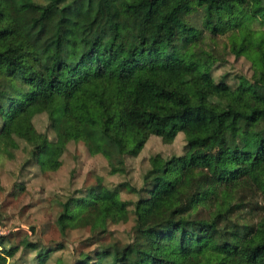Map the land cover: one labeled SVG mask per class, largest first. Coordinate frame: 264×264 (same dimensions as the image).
I'll list each match as a JSON object with an SVG mask.
<instances>
[{"label": "trees", "instance_id": "1", "mask_svg": "<svg viewBox=\"0 0 264 264\" xmlns=\"http://www.w3.org/2000/svg\"><path fill=\"white\" fill-rule=\"evenodd\" d=\"M118 1L0 0V151L13 156L27 134L26 162L42 168L58 134L74 128V141L124 171L151 135L170 143L182 133V154L150 158L147 195L134 203L125 241L106 240L98 190L61 203L63 233L90 230L92 248L69 264H264V83L226 70L225 60L204 67L193 52L209 54L208 40L227 30L221 12L233 5L240 9L229 23L258 31L264 0H172L161 23L160 0H127L136 30L124 33L110 9ZM55 98L51 140L29 110ZM141 216L157 220L143 225ZM24 246L35 251L29 264H47L66 245ZM13 251L0 234V264H17L8 261Z\"/></svg>", "mask_w": 264, "mask_h": 264}, {"label": "rangeland", "instance_id": "2", "mask_svg": "<svg viewBox=\"0 0 264 264\" xmlns=\"http://www.w3.org/2000/svg\"><path fill=\"white\" fill-rule=\"evenodd\" d=\"M171 1L160 0L159 10L162 13L156 23L162 22ZM126 2L119 0L110 4L111 13L120 32L131 29L135 32L136 25L132 21L134 11L125 10ZM237 9L240 8L233 5L230 11L221 12V29L225 27L227 30L208 40L209 54L193 49L195 59L204 67L225 60L226 70L244 75L249 83L252 80L264 83V74L259 77L256 73L264 65L258 48L259 45L264 48V26L255 24L259 30L247 35L245 26L229 23L236 16ZM235 81L236 77L232 76L230 83ZM58 104L59 100L55 98L48 105H38L29 110L37 131L46 133L51 140L54 134L48 128V117ZM76 132L74 128H68L58 134L55 153L42 168L26 162L31 147L27 134L24 135L26 141H17L13 156L0 151V231L8 235V241L14 247L9 262L30 263L35 251L24 248L25 240L39 245L65 241V248L54 253L47 264H58L57 259L69 264L73 255L89 251L92 248L87 244L89 227L63 233L55 220L61 203L69 197L83 195V192L86 194L89 188L101 192L97 195L98 199H104L108 204L109 231L106 240L125 241L127 231L134 222V203L140 193L147 195L141 189L146 187L144 177L150 168V158L156 154L169 156L183 153L182 133H178L170 143L151 135L136 156H126L124 171H112L106 158L101 154H90L83 142L72 139ZM0 147H3L1 138ZM88 197L90 195L86 194ZM137 210L142 213V205ZM156 220L141 216L143 225Z\"/></svg>", "mask_w": 264, "mask_h": 264}, {"label": "built area", "instance_id": "3", "mask_svg": "<svg viewBox=\"0 0 264 264\" xmlns=\"http://www.w3.org/2000/svg\"><path fill=\"white\" fill-rule=\"evenodd\" d=\"M0 234H2V231H0Z\"/></svg>", "mask_w": 264, "mask_h": 264}]
</instances>
